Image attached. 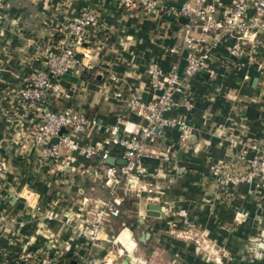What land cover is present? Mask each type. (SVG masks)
Returning <instances> with one entry per match:
<instances>
[{"label": "crops", "instance_id": "crops-1", "mask_svg": "<svg viewBox=\"0 0 264 264\" xmlns=\"http://www.w3.org/2000/svg\"><path fill=\"white\" fill-rule=\"evenodd\" d=\"M81 11L96 15L86 26L92 57L83 62L89 67L61 76L60 94L37 106L22 103L18 91L42 67L45 51L64 39L70 17ZM184 24L162 12L146 13L139 0H0V264H20L27 250L54 264H80L87 248L92 264H108L103 259L112 251L121 257L115 264H264V191L239 184L216 194L211 174L223 164L232 172L244 170L242 150L247 157L264 156V35L258 38L260 69L243 60L223 63L222 48L213 53L215 76L199 71L176 95L191 99L193 108L179 104L163 115L184 122L190 135L181 141L178 123L156 130L146 145L151 154L143 159L156 188L148 192L140 180L137 191L122 185L113 197L122 208L131 199L135 205L141 194L144 212L129 223L120 215L106 218L95 246L74 235L71 225L78 217L90 220L86 211L107 198L97 158L71 160L63 153L57 164L38 160L34 136L46 110L71 107L92 117L96 125L81 136L83 142L102 141L105 128L117 122L121 131L136 132L142 121L125 100L132 93L145 102L153 98L145 72L151 59L163 69L176 60L183 69L182 54L167 50L179 42ZM148 203L161 205L163 216L146 215ZM48 209L51 219L44 217ZM117 221L124 226L111 240ZM193 230L216 241L225 255L208 259L199 239L180 238Z\"/></svg>", "mask_w": 264, "mask_h": 264}, {"label": "built area", "instance_id": "built-area-1", "mask_svg": "<svg viewBox=\"0 0 264 264\" xmlns=\"http://www.w3.org/2000/svg\"><path fill=\"white\" fill-rule=\"evenodd\" d=\"M131 1L133 0H119L121 4ZM139 3L148 14L158 15L162 12L174 19H186L178 33L179 42L167 50L169 53L182 54L183 69L179 70L176 60L170 63L168 69H163L158 60L151 59L145 72L153 98L145 102L139 94L132 93L125 100L127 110L135 113L142 121L139 129L136 132L129 128L121 131L117 122L105 128L108 134L102 141L83 142L81 136L90 127L95 126L96 122L84 113L64 107L58 111H43V121L34 136L40 163L57 164L63 153L71 160L76 157L97 158L103 185L109 189L110 194L122 185L134 189L139 177L145 174L142 163L148 156L146 145L154 139L155 129L158 131L178 123L182 128L181 141L190 135L189 127L184 122L168 119L163 114L179 104L186 110L193 108L191 99L180 101L175 97L182 93L184 86L199 71H205L209 78L215 76L211 67L213 53L224 48L226 53L223 54V63L236 59L243 60L257 69L261 68L257 57L260 47L258 38L264 35V0H139ZM95 19L96 15L89 11H81L70 17L66 23L67 34L64 39L45 51L42 67L36 69L18 91L22 103L37 106L49 95L60 94L61 76L80 66L89 67V63L83 62V59L92 57L85 46L89 40L86 26L92 24ZM112 79L115 80L116 77ZM116 95L120 97L119 93ZM38 109L41 110V107ZM97 127L99 129V125ZM62 129L64 131L61 132ZM111 144L123 148L120 160H124V164L106 163V160L112 157L108 150ZM238 159L245 164L244 170L232 172L229 166L224 164L212 169L211 174L217 184L247 183L264 188V156L247 157V150H242ZM3 176V165L0 163V177ZM147 190L151 191L150 188ZM118 203L114 198L100 201L97 208L91 207L86 211L87 214L91 213L90 220L86 222L78 217L80 215H76L78 220L71 225L73 234L84 238L91 247L95 246L104 220L119 215ZM181 212L183 213V210ZM45 217L51 219L52 212ZM67 219L68 222L72 221L69 215ZM90 254L91 250L87 248V257L82 259L80 264H92L88 258ZM34 256L31 251H25L20 264H54L51 257Z\"/></svg>", "mask_w": 264, "mask_h": 264}, {"label": "rangeland", "instance_id": "rangeland-1", "mask_svg": "<svg viewBox=\"0 0 264 264\" xmlns=\"http://www.w3.org/2000/svg\"><path fill=\"white\" fill-rule=\"evenodd\" d=\"M150 154L151 153H149V151H148V156ZM142 164L145 167L144 163H142ZM148 177H149V174L147 173V169L145 167V174L139 177V180L135 183V188L134 189L137 191L139 181L141 180V181L144 182L143 185L145 184L146 191H148L147 190L148 188H150L151 191H154V188H156L155 185L157 183L155 180H153L155 178V176L154 175L152 176L153 179H148ZM242 184H247V183H242ZM229 185L231 187H236L237 186V185H234V184L233 185L229 184ZM229 185L224 184V183L221 184V185H218L217 186L218 188H216V190H215L216 194H219L221 192V189H223L224 187L229 186ZM251 185H253V184H251ZM252 187H254L253 191H258V190L259 191H261V190L264 191V188H257L255 185H253ZM116 189L117 188H115V192H116ZM107 190H108V193H107V198L106 199L113 198L115 192L113 194H110L109 193V189H107ZM132 201H134V200L131 199L129 204L128 205L124 204V207H122V208L120 206L119 215H120V217H122L121 220L122 219L126 220L125 223L126 222L129 223V222H132V221L136 220V218L139 217V213L144 212V210H145L144 203L146 201V197H144L141 194L139 196H137V199L135 200V202H136L135 205H131ZM49 212H52V218H53L54 212L52 210H50V209H48V211L44 212V217L46 215H48ZM123 226L124 225H120V222H118V221L116 222V224H114L113 231L110 233L111 240L116 238V235H117L118 231ZM196 233H198V231H194L193 230L190 233L184 234V236H182V237H180L182 235L180 233H177L176 235H177V237H180L181 239H185L186 238L187 239L186 241L194 242V243H195L196 239H199L200 240V244H201L200 245L201 246L200 249L202 250L200 252H203V254L206 257H208V259L211 258V259L214 260V259L218 258L216 260H220V257L225 255L226 251H224V248H221L220 246H218V244H216V241L212 242L211 240H209L206 237V235H201V234H196ZM126 250L127 251H131V248H128ZM114 256H118V254L116 255L115 252L112 251L111 253H109V255L107 254L106 257L103 260L106 261V262H107V260H110V262H108V264H115L116 262H118L120 260L121 257L119 259H117V258H114Z\"/></svg>", "mask_w": 264, "mask_h": 264}, {"label": "water", "instance_id": "water-1", "mask_svg": "<svg viewBox=\"0 0 264 264\" xmlns=\"http://www.w3.org/2000/svg\"><path fill=\"white\" fill-rule=\"evenodd\" d=\"M179 20L182 21V22H186V19L184 17H180ZM155 130H157V129H155ZM62 131H64V130L62 129L61 132ZM115 162L121 163V164L125 163L124 160H116L114 157H109L106 160L107 164H114ZM178 165L180 167H182L183 166V162L179 161ZM180 172H181V170H180ZM161 208H162L161 205H158L156 203H148L146 205V215H149V216H163V212L161 211ZM144 237H145V235H142L140 240L141 241L144 240Z\"/></svg>", "mask_w": 264, "mask_h": 264}, {"label": "trees", "instance_id": "trees-1", "mask_svg": "<svg viewBox=\"0 0 264 264\" xmlns=\"http://www.w3.org/2000/svg\"><path fill=\"white\" fill-rule=\"evenodd\" d=\"M110 156L114 157L116 160L120 159L123 154V148L119 145L111 144L108 146ZM85 162H87L85 160Z\"/></svg>", "mask_w": 264, "mask_h": 264}]
</instances>
